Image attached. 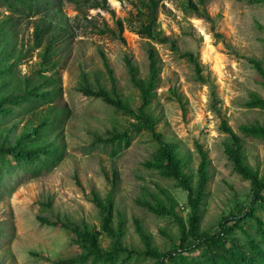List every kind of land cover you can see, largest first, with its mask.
Wrapping results in <instances>:
<instances>
[{"label":"rangeland","instance_id":"rangeland-1","mask_svg":"<svg viewBox=\"0 0 264 264\" xmlns=\"http://www.w3.org/2000/svg\"><path fill=\"white\" fill-rule=\"evenodd\" d=\"M124 1L118 8L116 0H41L37 15H16L0 4V69L13 65L9 78L0 81V100L22 95L28 86L41 87L40 93L54 90L52 105L67 113L45 139L47 144L63 146V160L39 177L21 171L4 179L0 264H56L80 256L83 247L74 229L98 232L103 250L118 241L127 251H144L146 242L159 251L177 248L182 237L179 223L175 216L157 212L159 204L167 209L174 206L190 232L187 192L146 166L156 161L157 141L143 133L131 147L110 157L102 141L130 128L133 120L102 98L87 94L106 91L112 99L138 109L140 93L131 82L127 60L138 68L140 78L147 79L151 46L158 51L162 67L150 107L158 120L156 132L186 164L184 172L194 185L200 163L197 144L211 160L199 234L216 232L223 217L244 211L252 199L250 182L235 172L226 153L229 137L220 131L222 119L242 139L247 163L264 178V140L241 132L244 125H264V111L246 106L252 94L264 98L263 79L248 62L255 59L264 68V2L208 0L207 10L215 19L213 31L211 23L185 11L189 1L199 0H162L159 28L176 42L173 50L171 44L151 43L132 32L130 24L139 21L137 2ZM120 20L125 25L122 35ZM37 29L45 30L41 42L36 39ZM215 33L222 38L216 39ZM47 47L52 54L45 59ZM184 53L199 55L203 74L215 86L218 114L211 107L209 86L198 80L193 66L181 57ZM10 107L13 114L0 120V145L14 146L19 137L33 132L50 105L34 110L29 104ZM110 194L117 240L103 229V205ZM259 215L264 220V212Z\"/></svg>","mask_w":264,"mask_h":264},{"label":"trees","instance_id":"trees-1","mask_svg":"<svg viewBox=\"0 0 264 264\" xmlns=\"http://www.w3.org/2000/svg\"><path fill=\"white\" fill-rule=\"evenodd\" d=\"M135 1L137 5L134 10L139 21L138 25L130 24L131 31L151 43L160 45L171 44L173 50H177L176 42L171 40L159 28L158 19L162 0ZM261 1L264 2V0ZM40 2L41 0H0V4L5 5L9 11L16 15L25 13L37 15ZM207 3L208 0H199L198 3L189 1L185 6V11L191 16L211 23L214 31L215 19L209 14ZM118 27L120 35H122L125 30L122 20L118 21ZM44 34L45 30L37 29V41L41 42ZM215 38L221 39L222 35L215 33ZM121 39L124 41L123 37ZM51 54L52 48L47 47L44 58H50ZM181 57L193 66L198 80L209 86L211 107L218 114L215 86L203 74L204 65L201 63L199 55L184 53ZM148 59L149 75L147 79L140 78L138 68L130 60H127L131 82L140 93L141 105L138 109L134 110L125 102L112 99L106 91L99 93L90 91L87 94L102 98L107 104H110L124 116L133 120L130 128L121 133L113 134L109 139L102 141L105 152L110 157L114 158L131 147L136 138L143 133L151 134L157 141L159 148L156 161L150 162L146 166L148 169L158 171L164 178L175 180L187 192V201L190 208L188 219L190 232L187 233V226L175 212V207L172 206L167 209L164 204H159L155 210L164 215L175 216L182 234L179 246L171 250L159 251L152 248L149 242H146L144 251H127L121 245H117L121 241H118L112 249L103 250L99 243L100 235L98 232H82L65 225L69 229H74L78 236V242L83 247V253L80 256L60 261L56 264H140L150 259L155 261V264H264V220L259 215V211L264 212V178L260 177L258 170H254L247 163L242 139L234 132L225 119L221 120L220 131L229 137L225 149L226 153L233 162L235 172L250 182L252 191L251 203L244 211H239V213L232 212L228 216L223 217L216 232L200 235V221L203 218V208L210 181L209 168L211 160L208 152L200 144H197L196 149L200 156V163L198 166V180L196 185H194L191 176L184 172L186 164L175 153V150L163 141L162 135L156 132L158 120L150 112V107L156 99L157 90L160 87L162 67L158 51L154 46H151L148 50ZM248 62L261 75L264 85V68L261 63L252 58L248 59ZM106 67L109 68L107 62ZM12 68L13 65H9L4 69H0V81L9 78ZM110 74L113 84H115V78L111 71ZM41 89V87L30 88L28 86L22 95L11 94L0 100V120L2 117L13 114L14 109L10 107L11 105L21 107L24 104H29L31 105V110L50 105V108L45 111L40 125L33 132L25 133L19 137L14 146L0 145V189L6 177L13 176V174L21 171L33 177H39L44 172H49L56 167L65 156L63 146L47 144L45 139L54 132L61 120L67 116V113L65 110L56 109L52 105L54 90L40 93ZM246 106L251 109L264 111V98L252 94ZM55 111L57 112V117L54 115ZM241 132L246 137L264 140V125H244L241 127ZM111 194L107 197V205H103V229L117 240L118 234L115 233L111 226L113 206V196ZM42 221L54 226H60L58 223H50L46 219ZM138 231L144 236L142 228H138Z\"/></svg>","mask_w":264,"mask_h":264},{"label":"bare ground","instance_id":"bare-ground-1","mask_svg":"<svg viewBox=\"0 0 264 264\" xmlns=\"http://www.w3.org/2000/svg\"><path fill=\"white\" fill-rule=\"evenodd\" d=\"M205 51H206V54L209 55V56H210V54H212L211 53L212 52V47H211L209 42H207V44H206V50Z\"/></svg>","mask_w":264,"mask_h":264},{"label":"built area","instance_id":"built-area-1","mask_svg":"<svg viewBox=\"0 0 264 264\" xmlns=\"http://www.w3.org/2000/svg\"><path fill=\"white\" fill-rule=\"evenodd\" d=\"M117 6L118 8H121L123 5H125V1L124 0H116Z\"/></svg>","mask_w":264,"mask_h":264}]
</instances>
